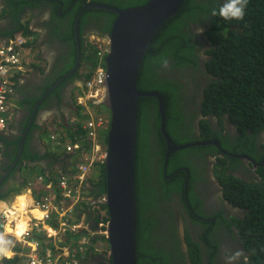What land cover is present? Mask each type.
Wrapping results in <instances>:
<instances>
[{
    "label": "trees",
    "instance_id": "trees-1",
    "mask_svg": "<svg viewBox=\"0 0 264 264\" xmlns=\"http://www.w3.org/2000/svg\"><path fill=\"white\" fill-rule=\"evenodd\" d=\"M40 1L44 0H34V3L29 1L18 3L13 0L14 4L10 3V5L14 7L11 14L14 26L6 32V35L12 37L15 33L27 32V29L20 25L21 16L19 12L24 7L35 5ZM50 1L51 9L54 12L55 27L58 28L60 22H65L66 24V30L64 33L61 32L62 36L59 35V39L69 48L68 59H62V68L52 73L55 74V77L47 78V81H44L45 85L40 87L42 88L40 95L24 98L18 103L21 106L28 105L33 108L42 95L73 68L76 57L74 22L85 2L103 3L104 5L107 4L117 8H129L142 6L149 0ZM218 1L207 0L206 3L198 2V0L183 1L177 14L165 22L151 40L138 71L136 86L139 91L157 92L162 96L166 118L165 131L174 145H187L215 139L218 141L220 148L227 153L238 155L239 152H242L251 157L256 164H261L257 168V176L262 179L261 182H258L257 179L246 181L233 174L230 175L227 170L231 168H227L225 165L221 166L222 169L218 173L220 174L221 184L224 187V197L244 212L243 218L234 221L235 227L242 231L243 238L249 242L245 249L250 254L247 261L240 262V264H264V145L258 141L261 149V152H258L256 139V136L264 130V0H248L242 20H225L220 17L218 11L223 2L217 3ZM214 10L217 12L216 15L212 14ZM90 15L110 17L104 26V33L106 34L110 32L115 18L114 14L104 10L92 9L83 12L78 26L82 50L80 68L84 65L87 73L81 75L74 73L67 77V80L79 78L84 81L89 77L95 65H97L95 58L97 51L89 44L85 45L83 34L84 25L87 24V18ZM198 23L201 25L203 34L209 43L205 52L207 57L201 63L195 57L194 43H196L197 36L191 30ZM193 29L197 30V28ZM195 36L196 38L194 39ZM164 61H167L169 68L189 67L195 72V76H191V78L185 76L187 83L194 79L197 82H193L196 89L189 92L192 97L196 98L195 102L185 95L187 90L184 88L183 83L169 77H162L158 73L159 69L166 66ZM63 85L64 82L59 87ZM76 90L80 92L78 88ZM57 93L58 89L52 91L43 100L41 106L45 104L47 99L57 95ZM181 99H183L182 102L189 106L198 107L201 117H207L200 120V128L203 130L202 141L189 138L183 139L178 134H175V124L181 123L183 120L182 114L176 107L177 102L179 103ZM85 118V112H82L80 107H76V122L67 129L68 135L71 137V143H79L80 150L82 148L87 150V143L85 142L86 132L81 125ZM153 119L155 120V129L152 128V124L150 126L148 123L152 122ZM225 121L237 132V139L233 144H229L227 141L228 136L223 135V132L217 129L221 128L223 130L222 124ZM211 122H217V124L212 126ZM158 127L159 115L156 99L152 97L139 98L137 104V148L135 156L136 264H203L201 250L189 235H186L185 239L187 244V262L182 260L183 254L177 247H174L172 252L166 254L162 248L154 245V235L151 232V226H154L155 222L154 218L147 217V214L154 207L155 202L159 204L170 200L172 191L182 197L185 196L189 203L192 204V209L200 214V203L196 201L197 197L191 187L193 180L189 175L190 178L185 187L186 173L179 171L181 166L178 161L182 160L186 153L200 151L201 149L209 150L213 146L206 148L192 147L170 155L166 174L171 175L173 172H178L173 177L166 179L162 171L157 174V180L154 182L152 177L154 178L156 175L155 171L151 177L153 156L146 157V148L149 139H151L156 149L159 150V155L160 153L162 157L165 155L166 146ZM20 140L19 138L15 141H8V138L0 135V141L8 147L13 145L18 147ZM101 140L106 145L107 132L101 134ZM71 143L69 144L72 145ZM16 153L17 150L15 151ZM22 155V159L24 157L29 158L30 161H35V156L31 157L25 151ZM10 159L13 161L14 156L11 155ZM220 161L223 164L226 162L234 163L236 160L225 156ZM21 162L20 159L18 166ZM162 165L163 162L160 166ZM185 168L192 175L190 166L188 165ZM98 173L97 181L89 180V194L95 200L105 193L103 166L98 168ZM156 184H158L157 188L154 186ZM184 190L186 195H184ZM102 209H105V207H102ZM199 217V219H193V221L206 225L210 224L202 214ZM87 219L91 220L92 223H99L96 215L89 218V214H87ZM223 221H225V217L222 214H219L215 219V223ZM171 234L176 236V230ZM204 241L208 245L210 252V254H205L208 259L207 264H214L213 257L216 254L217 247L211 243L207 234L204 235ZM161 247L164 246L161 244ZM88 257L91 256L86 254L84 258H81L80 264H89ZM10 262L12 261H8V263ZM99 264H110V262L109 259H106V262L101 261Z\"/></svg>",
    "mask_w": 264,
    "mask_h": 264
},
{
    "label": "flooded vegetation",
    "instance_id": "flooded-vegetation-1",
    "mask_svg": "<svg viewBox=\"0 0 264 264\" xmlns=\"http://www.w3.org/2000/svg\"><path fill=\"white\" fill-rule=\"evenodd\" d=\"M206 1L207 0H198V2H202V3H206ZM95 4H99V3H95ZM100 5H104V4L102 3ZM87 19H88V22L87 24L84 25L83 34L85 36H87L88 34H91L98 38H100L101 35H103L101 38L104 39L106 35V33H104V26L106 24V21L108 22L110 17H107L105 15H101L100 17H97V16L95 17V16L90 15L88 16ZM197 25L201 26L199 23ZM60 27L62 28V30H64L63 28L65 26H63V23H62ZM192 30H196V29H192ZM68 50L69 48L66 44L62 45V47L59 49V55L62 53L63 56H66ZM194 51L196 53L195 57L198 59V62L201 63L202 51H199L197 49H195ZM59 55L55 59L53 65L51 64L49 67L50 70H53L52 72L60 70L63 66V60L60 59ZM55 64H56V67H55ZM158 73H160L162 77H169V78H172L176 81L178 80L179 82L183 83L184 88L187 90L185 95H187V97L190 100H193L195 102L196 98L192 97V95L189 92H191L193 89H196L193 83L196 81L194 79L187 83L185 79V76L189 78H191V76H195V72L191 68L183 67V68L175 69V68H169V65L166 64V66L158 70ZM196 73H199V72H196ZM53 77H55V74L47 75V77L44 76V78H42L41 80L39 79L29 80V82L25 85V87H21V92H17L14 90L13 96H14V93L17 95H20L22 93V94H25L24 95L25 98L31 97V96L36 97L37 95H39L38 94L39 88L45 85V82H44L45 79L53 78ZM81 81L82 80L79 78L71 79V80L66 79L64 81V85L61 87H59L60 86L59 85L58 86L59 88H57L60 97L58 98L57 95H55L47 99L44 106L41 108V109L45 108L42 111L51 112L55 114L56 118L60 120L65 119V113L73 110V105L71 103H68L69 101L67 102L66 100L68 99V96L70 94L73 95L74 89L79 86V82ZM182 101L183 99H181L179 103L177 102V105H176L177 109L183 116V120L181 123L178 122V124H175L174 126L175 134H178L183 139L189 138L191 140L197 139V140L202 141L203 139L202 131L203 130L202 128H200V120L205 119L207 117H204V118L201 117L200 115L201 113L199 112L198 107L189 106ZM26 106L27 108L29 107L28 105ZM28 119H29L28 115H26L25 113V115L21 117V120L19 119L20 121L18 125L24 128L27 127L29 123ZM148 123L150 126L152 124L153 126L152 128L155 129L154 119L152 122H148ZM216 124L217 122L215 123L211 122L212 126ZM159 126H160V120H159ZM222 126L224 128L223 130L221 128H217V129L220 132H223V135L228 136L227 141L229 142V144L235 143L237 139L236 130L226 121L223 122ZM158 129L160 131V127H158ZM36 130H39V129L37 127H34L30 130V135L27 138V143L25 146L26 148H27V145L30 148L35 147L33 144V140H34V135L36 133ZM263 134H264V130H262L256 136L258 152H261L260 144L264 145ZM8 141H13V140L8 138ZM211 141L215 142L216 140L213 139L207 142H198V143H208ZM258 141L260 144L258 143ZM1 144L3 145V142H1ZM152 144H153V141L149 139V143L146 148V157L153 156L152 161H151V166L153 167V171H155L156 175L154 176L152 180L156 182L157 174H160V172L162 171L165 177L167 178H171L174 175H176L178 171L173 172L171 175L166 174L167 164H168L169 157H170L169 156L166 159V150H167L166 147H165V155H163L162 157L161 153L159 155V150L156 149L155 146H152ZM209 146H213V148H210L209 150L201 149L200 151L186 153L184 158L178 161L180 162L179 165L181 166V168H179V171H184L186 173L187 181H189L190 176L193 180L191 182V187L194 192V195L197 197L196 201L200 203V214L196 213L192 209V204L189 203L186 197H182L181 195L172 191V194H171L172 198L168 201V205H170L174 209L175 212L173 214L167 213L164 216V219H166V222L168 223V228L166 230L170 231V235H171V242L169 244L168 253L172 252L174 247H177L180 250V252L184 255L183 256L180 253L182 255V260L184 262L185 261L187 262V258H186L187 244L185 243L186 242L185 239H186V235H189V237L193 239V241L199 246L201 250L202 263L207 264L208 259L205 256V254L207 253L210 254L208 245L204 241V235L207 234L211 243L215 244L217 247V251L215 252L216 254L213 257L214 264H240V262H246L249 253L248 251L245 250L242 242H240L238 234H237V230L233 226L232 219L233 217L243 218L244 212L239 207L233 205L232 203H230L228 200L225 199L223 195L221 181L218 178L217 170H221L222 169L221 166L225 165L227 166V168H231L230 170H227V172L235 175L238 178L244 179L246 181H252L255 179L259 181L260 179L257 176L258 175L257 168L259 165L256 164L252 160L251 157H249L248 155L242 152H239L238 155L235 154V156L239 158H232L236 160L234 163L226 162L222 164L220 160H223L225 155H223L222 152L224 150H222L220 146L218 148L216 145L211 144V145L199 146V147L206 148ZM23 147H24V143H23ZM150 148H151V151H150ZM16 150H17V153L15 154ZM19 151H20V142L18 144V147H16V145H13L12 147L4 146L2 148L1 146L0 153L2 154V159H3L4 164L8 162L9 165H12L16 161L18 154L21 156L22 153H19ZM11 155L14 156L13 161H11L10 159ZM162 162H163V165L160 166ZM188 165L190 166V171L192 175L190 174L189 170L185 168ZM154 186L157 188L158 184ZM5 188L6 186H3L2 190H4ZM174 200H176L177 205L174 203ZM157 205L160 209L161 206L158 203ZM157 212L158 210H155L154 212L152 213L149 212L147 214V216L153 217L154 222H155L154 226H151V232H153L154 230L156 232L159 229L167 227L165 223H163L164 225L160 223L161 216H158ZM201 214L207 217L205 220L208 221V223H210L209 225L193 221V219H199L200 218L199 216H201ZM219 214H222L225 217V221L215 223V219L216 217H218ZM182 219H184V223L181 222ZM88 223H91V222H88ZM174 230H176V234H177L176 236L174 235L172 236L171 234L173 233ZM237 253H239V255H236ZM229 258H232V259H229Z\"/></svg>",
    "mask_w": 264,
    "mask_h": 264
},
{
    "label": "water",
    "instance_id": "water-1",
    "mask_svg": "<svg viewBox=\"0 0 264 264\" xmlns=\"http://www.w3.org/2000/svg\"><path fill=\"white\" fill-rule=\"evenodd\" d=\"M183 1L149 0L142 6L130 8L85 3L74 22L76 43L74 66L45 92L34 108L36 111L41 102L61 82L79 70L81 46L78 26L83 12L98 9L113 13L115 19L110 32L105 35L109 42V52L104 60L107 78L105 81L106 101L103 103L110 113L104 178L108 214L106 238L111 264H136L135 151L138 99L152 97L157 101L160 132L167 149L166 159L170 154L195 146L212 144L219 148L216 141L174 145L165 131L162 96L157 92L139 91L136 86L138 71L151 40L164 23L177 14ZM30 127L31 122L29 121L21 136L19 153L23 150V143ZM14 165L15 162L11 167Z\"/></svg>",
    "mask_w": 264,
    "mask_h": 264
},
{
    "label": "crops",
    "instance_id": "crops-1",
    "mask_svg": "<svg viewBox=\"0 0 264 264\" xmlns=\"http://www.w3.org/2000/svg\"><path fill=\"white\" fill-rule=\"evenodd\" d=\"M12 1L13 0H0V39H8L9 36L6 35V32L11 30L14 26L11 15L14 7L10 5V3L14 4ZM15 1L18 3L24 1L34 3V0ZM51 8V1L44 0L37 2L35 5L26 6L19 12L21 16L20 25L25 27L27 32L22 31L14 34H20L26 38V44L22 50L24 68L16 83L15 91L17 92H21V87H25L29 80H41L44 76L47 77V75H51L53 70H50L49 67L51 64L53 65L55 59L59 55V49L62 45H65L62 40L59 39V35L62 36L66 28L64 27V30H62L60 27L62 22H60L58 28L55 27L54 12ZM63 26H66L65 22H63ZM59 56L60 59L67 58L63 56L62 53ZM41 90L42 88L39 89V95ZM24 95L25 94L22 93L20 95L14 93V96L10 98L8 105L10 120L7 123L5 134L2 136L10 138L13 141L19 138L21 139L26 127H21L18 124L21 117L26 113L29 118L28 121L31 122V127L25 138L26 143L30 135V130L34 127H37L39 130H36L34 135L33 144L35 147L30 148L27 145L26 148V143L24 141V147L21 153L23 154L25 151V153L27 152L31 157L35 156V161H30L29 158L24 157L22 159L21 156L23 155L21 154L20 156L18 154L15 166L11 167L8 162L4 164L2 154L0 153V217L3 216L6 226L4 229H0V233H4L0 236V242L3 240L5 246L3 247L0 244V249H5L12 253L11 258L8 259L0 255V260L1 258L4 260L12 259L10 260L12 262L9 264H19L18 261L21 259L19 254L22 252V247L19 242L23 232L28 231L31 237L36 236L34 224L37 223L38 212L35 209L33 210V200H39L45 194H50V196L55 199L59 194V178L71 172L70 163L63 160L66 159V148H64V146L72 142L67 129L74 125L76 121V103L75 101L73 102L72 99L74 93L73 95L70 94L66 100L73 105V110L65 113V119L62 120L56 118V115L51 112L42 111L45 109H41L44 105L41 106L40 104L36 111H34L36 104L33 108H27L26 105L21 106L18 103L25 98ZM57 97H60L59 93H57ZM100 111L106 114L103 109ZM102 131L104 134L105 130ZM51 135L56 136L64 143L60 148H57V151L53 155L49 154L50 146L52 145L49 139ZM1 142L2 141H0V149L1 146L2 148L5 146L4 144L2 145ZM102 144L101 140L100 145ZM19 159H21L22 162L18 166ZM40 178L43 180L41 184H39ZM92 179L95 182L98 180V177L94 176ZM28 183L31 184L30 187L27 186ZM46 184L50 185V189L47 190L44 187ZM3 186H6L4 190H2ZM22 197L23 199L19 200ZM78 217H80L82 223L83 216L78 215ZM16 224L19 225L17 226ZM27 225L30 226L27 227ZM18 230H20V232H18ZM107 253V243L101 236L98 238L96 237L88 246L87 255L91 257H88L87 260L89 264H99L101 261L106 262Z\"/></svg>",
    "mask_w": 264,
    "mask_h": 264
},
{
    "label": "clouds",
    "instance_id": "clouds-1",
    "mask_svg": "<svg viewBox=\"0 0 264 264\" xmlns=\"http://www.w3.org/2000/svg\"><path fill=\"white\" fill-rule=\"evenodd\" d=\"M220 2H223V3H221V5L219 7V11H218V14H219L220 17H222L225 20H242L244 18V9L247 6L248 0H219L217 3H220ZM85 3H91V2H85ZM212 14L216 15L217 12L214 10ZM205 24L208 25L207 23H205ZM193 28H197V30H193L194 33L197 36V38H196V36L194 37V39L196 38V43H194V42L193 43L195 44V49H197L199 51H202V57H201V62H202L207 57L205 55V52L207 51L206 47L209 46V43L207 41V38L203 34L201 26H198L196 24L195 26H193L191 28V30ZM16 38L21 39L22 43H21V45L19 47H17V50H16L18 58L20 59V69L18 71H16V73L13 76V78H14V81H13V92H14V87L16 88V83L19 80V78H20V76H21V74L23 72V68H24V65H23V62H22V50H23V47L26 44V38L23 35L16 34V35H13L12 37H9L8 39H0V44H3V43H8L9 41H14ZM84 39H85V45L89 44L90 46H92V47H94L96 49L97 53L95 55V58H96V64L97 65H98L99 60H100V57L98 56V53H102L101 60H103V64H104V67H105L104 60H105L106 55L109 52V42H108V40L106 38H104V39H102L101 37L98 38V37L93 36L91 34H88L87 36L84 35ZM67 55H68V53H67ZM67 55H66V57H67ZM81 55H82V50H81ZM80 61H81V58H80ZM164 64L166 65L167 61H164ZM97 65H95V67L93 68V71H91L89 77L86 80L83 81L81 79L82 81L79 82V86L76 87V88H78V90H80V92H78L76 90V88L74 89V95H73L72 99H73V102L75 101V103H76L75 108L76 107H80L81 111L85 112V114H86V118L82 121L81 125H82V129L86 132L85 133V140H86L85 142L87 143V150H85L83 148L80 150V144L77 143V142L74 143V144L70 142L72 145H70L69 143L65 144L64 148H66V150H65L66 159H63V160L65 162L70 163V166H71L70 171L71 172H68L67 174H64V175L67 176L70 180L78 172V166L83 162L84 157H89V158L93 157V154H94L93 153V149L95 147H97L98 149L100 148L104 152V161H105L106 145H104V144H102L103 146L100 145V136L103 133L102 130H105V132L108 133L109 125H110V113L105 108V106L103 105V103L106 101L105 82H104V85H103L104 95H103V97L100 100H98L96 102H92V101H86L83 98L84 94L87 92L86 84H87V82L92 80L93 74H94L95 70L97 69ZM84 68H85V66L82 65V67L79 68V70L77 72H75V73H77L78 75L86 74L87 72L85 71ZM105 72H106V67H105ZM105 81H106V79H105ZM56 88H58V87H56ZM12 96H13V94H12ZM79 99H82V101L79 102ZM101 109H103L106 112V114L102 113V111H100ZM90 120H93L94 122H97V121L101 122V126L97 130L95 141H91V140L87 139V132L88 131H87V129L85 127H86V123L89 122ZM159 120H160V118H159ZM165 121H166V118H165ZM6 129H7V126H6ZM5 131L3 133H0V135H4ZM263 137H264V134H263ZM49 139L52 142V145L50 146L49 154L53 155L57 151V148H60V146L62 144H64V143L59 138H57L54 135H51L49 137ZM136 140H137V138H136ZM190 144H192V143H190ZM74 146H77V148L73 149L71 152H69L67 150L68 147H74ZM152 146H154V144H152ZM165 146H166V144H165ZM180 146H182V145H180ZM195 147H199V146H195ZM136 148H137V143H136ZM150 151H151V149H150ZM177 152H179V151H177ZM223 152H224L223 155H225L227 158H236L235 155H231V154H229V153H227L225 151H223ZM226 154H228V155H226ZM68 155H70V156L68 157ZM135 156H136V151H135ZM104 161H103V163H98V162L93 163L91 172L86 177V184L83 185V198H84V200L81 203H79L74 208V213L72 214V216H71V218L69 220H67V218H64V222L67 225L69 224V225H75L76 226V231L75 232H70L67 229L64 232L63 235L58 236V239L55 241V243H53L52 239H41V236H33L32 237L33 239L36 238L39 241L41 240V242H42L41 253L43 255L46 253L47 250H51V252L53 254H55V247L66 246L68 248V250L71 251L69 260L70 261L71 260H75L77 262V264H80V259L84 258L86 256L88 246L90 245V242L94 238H96V237L98 238L99 236H101V238L108 245V241H107V238H106V227H107V222H108V214H107L105 193H104V195L100 196L96 200L89 194V187H90L89 180H93L92 177L98 176V174H99L98 173V168H100V166L104 167ZM64 172H66V171H64ZM218 172H219V170H217V174H218V178H219L220 174ZM228 174H230V173H228ZM165 178L169 179L167 177H165ZM261 181H262V179H260L258 182H261ZM187 182L188 181L186 179L185 187L187 185ZM221 186H222V184H221ZM222 189H223V195H224V187L223 186H222ZM185 194H186V191L184 190V195ZM58 196H59V194L57 195V199H59ZM183 197H185V196H183ZM102 198H105V202L104 203L100 202V200ZM168 201L159 203L161 208L158 210L157 214H158V216H161L162 219H164V216L167 213L173 214L175 212L174 209L170 205H168ZM174 203L177 205L176 200H174ZM102 207H105V209H102ZM87 214H89V218H90V216L96 215L98 217L99 223L98 224L92 223L91 220L87 219ZM78 215L83 216L82 217V219H83L82 223H81L80 217H78ZM40 217H41V214L38 212L37 218L39 219ZM147 217H151V216H147ZM105 219H107V220H105ZM238 219H241V218L240 217H233V219H232L233 226L237 230V234H238L240 242H242L244 248H246V246L249 245V242L246 239L243 238L242 231L240 229L238 230L235 227L234 221L238 220ZM88 222H91V223H88ZM181 222L184 223V219H182ZM45 225H49L51 227H54V226H57V222L55 220H51V222H49L47 224L45 223ZM80 229H83V230H80ZM82 240H84L85 243L81 244L82 245V249L79 250L78 249V245H80L79 243ZM0 244L3 247H5L3 240L0 242ZM19 244L22 246L21 242H19ZM108 247H109V245H108ZM248 253H249V251H248ZM0 255H3L5 257H7V258H11L12 253L8 252V251H5L3 249H0ZM236 255H239V253H237ZM107 259H109V262H110L109 249H108V253H107ZM229 259H232V258H229ZM10 260H12V259H9V260L5 259L4 262L6 264H9L8 261H10ZM110 264H111V262H110Z\"/></svg>",
    "mask_w": 264,
    "mask_h": 264
},
{
    "label": "built area",
    "instance_id": "built-area-1",
    "mask_svg": "<svg viewBox=\"0 0 264 264\" xmlns=\"http://www.w3.org/2000/svg\"><path fill=\"white\" fill-rule=\"evenodd\" d=\"M21 43L22 40L16 38L14 41L0 44V133L6 130L7 123L10 120L8 105L13 94V76L20 69V59L16 50ZM98 56L100 60L97 69L93 74L92 80L86 84L87 92L83 96L86 101L96 102L104 95L103 85L106 79V72L103 60H101L102 53H98ZM81 101L82 99H79V102ZM100 126V121L94 122L90 120L87 122L85 127L88 131L87 139L95 141L97 130ZM75 148L77 146L68 147L67 150L71 152ZM93 153L92 158L84 157L83 162L78 166V172L71 180L65 175L59 178V199L57 197L54 199L50 194H45L41 199L34 200L33 210L35 209L41 214V217L37 219V223L34 224L36 236H41V239H52L53 243H55L58 236L63 235L67 229L70 232L76 231V226L67 225L64 222V218L69 220L74 213V208L84 200L83 185L86 184V177L91 172L93 163H103L104 161V152L100 148L95 147ZM42 182L43 180L40 178L39 184ZM27 186L30 187L31 184L28 183ZM44 187L47 190L50 189L49 184H46ZM100 202L104 203L105 198H102ZM51 220H55L57 226L51 227L45 225V223L47 224ZM29 226L27 225V227ZM5 227V219L1 216L0 229H4ZM3 234L1 232L0 236ZM20 242L22 244V252L19 254L21 257L18 261L19 264H77L75 260H69L71 251L66 246L55 247V254L51 250H47L43 255L41 253V240L33 239L28 231L23 232ZM84 243V240L79 243V250L82 249L81 244ZM5 258L8 259L7 257ZM0 264H6L3 258H1Z\"/></svg>",
    "mask_w": 264,
    "mask_h": 264
},
{
    "label": "rangeland",
    "instance_id": "rangeland-1",
    "mask_svg": "<svg viewBox=\"0 0 264 264\" xmlns=\"http://www.w3.org/2000/svg\"><path fill=\"white\" fill-rule=\"evenodd\" d=\"M153 175H154V171L152 170L151 177ZM152 179H153V177H152ZM155 210H159V207H158V205L156 203H155L154 207L151 209L150 213L154 212ZM160 223L161 224L165 223L167 225V227L166 228L159 229L156 232H155V230L153 231V235H154V238H153V241L154 242H153V244L154 245H157L159 248H162L166 252V254H168L169 244L171 242L170 231L166 230L168 228V223L166 222V219H163L162 220V218H160ZM161 244L164 247H161ZM108 249H109V247H108Z\"/></svg>",
    "mask_w": 264,
    "mask_h": 264
},
{
    "label": "bare ground",
    "instance_id": "bare-ground-1",
    "mask_svg": "<svg viewBox=\"0 0 264 264\" xmlns=\"http://www.w3.org/2000/svg\"><path fill=\"white\" fill-rule=\"evenodd\" d=\"M135 195H136V191H135ZM23 199V197L22 198H20L19 200H22ZM17 225V224H16ZM19 225V224H18ZM17 225V226H18ZM21 226V225H20ZM16 228V227H15ZM20 228V227H19ZM21 228H23V227H21ZM24 229V228H23ZM18 232H20V230H18ZM18 234V233H17ZM17 234H15V235H17ZM14 235V234H13ZM19 236V235H18ZM3 250H5V249H3ZM6 251V250H5Z\"/></svg>",
    "mask_w": 264,
    "mask_h": 264
}]
</instances>
